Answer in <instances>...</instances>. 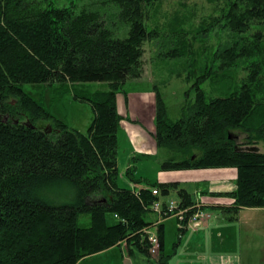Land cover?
I'll return each instance as SVG.
<instances>
[{
	"label": "trees",
	"instance_id": "1",
	"mask_svg": "<svg viewBox=\"0 0 264 264\" xmlns=\"http://www.w3.org/2000/svg\"><path fill=\"white\" fill-rule=\"evenodd\" d=\"M111 1L118 7L115 26L88 5L0 0V264H78L123 242L130 253L136 247L151 256L146 229L156 220L148 218L155 213L152 203L175 190L182 207L197 203L176 182L139 188L131 164L126 173L134 186L119 182L123 115L117 96L144 72V44L161 35L147 20L152 6L163 0ZM205 1L208 9L200 5L197 33L206 56L191 86L193 100L171 120L157 92L154 136L158 147L173 153L162 170L237 168L236 189L214 194L232 197V205L220 207L236 214L264 206V151L258 147L264 141V0ZM118 22L127 26L125 37L115 36ZM172 28L178 40L167 56L194 52L188 38L193 32ZM215 33L226 39L213 45ZM239 67L245 73L237 78ZM206 80L218 82L225 95L209 96L201 86ZM88 82L108 88L77 87ZM26 83L47 84L59 96L72 93L88 102L94 117L87 130L54 116L24 89ZM42 121L49 126L39 125ZM109 212L117 218L113 224L107 222ZM82 214L90 216V226L79 225ZM163 226L157 228L156 264H170L175 254L163 253Z\"/></svg>",
	"mask_w": 264,
	"mask_h": 264
},
{
	"label": "rangeland",
	"instance_id": "2",
	"mask_svg": "<svg viewBox=\"0 0 264 264\" xmlns=\"http://www.w3.org/2000/svg\"><path fill=\"white\" fill-rule=\"evenodd\" d=\"M56 6H68L73 4L77 8L88 5L99 9L106 15V20L108 24H112L113 16L116 14L118 7L112 3L111 0H52ZM205 0H163L162 2L155 3L150 10V17L147 20L149 28L158 25V29L161 31V35L152 40H148L144 44V72L141 77L136 79H129L125 84V91L118 93V110L123 114V119L121 120L120 127L118 130V169H119V182L122 186H129L132 184L130 177L127 175V169L129 165L133 166V177L135 179L141 180L137 185L146 186L147 183H157L158 174L161 169V164L163 161L171 158V153L167 147H158L157 141L152 131V136L154 144L157 145L154 152L144 154L142 152H134L136 146H140L142 139L139 136L131 134L130 129L123 125L124 120H128L124 115V98L130 97L131 95L136 99L130 102L132 110H134V115L138 117L136 120L138 126L143 128L145 126V120H147L146 111L148 108L144 107L148 105L147 99L142 100V97L148 96V92H152L151 95L155 97L156 109H155V119L154 123L156 125V111H157V92H160L162 100L166 106L167 117L171 120L179 119L183 114V107L188 101H192L194 97V90L191 86L197 77L200 76L201 67L205 62V54L201 50L200 52V33H197V27L200 24V5L206 6ZM193 15V17H191ZM120 28L115 31V36L125 37L127 26L120 25ZM172 26L175 29L186 28L192 31L188 38L193 42L194 52H187L186 55L182 57H170L167 56V52L176 44L175 41L178 40V35L173 38L170 34ZM197 33L196 39L193 37ZM174 39V41H173ZM226 35H221L215 33L210 38V42L213 45L218 43L220 40H225ZM237 78L240 74H244L245 71L239 67L236 71ZM237 81V80H236ZM238 82V81H237ZM202 88L206 91L209 96H221L225 95V92L221 89L218 82H213L211 80H206L202 83ZM80 89L85 88L89 92H93L97 89H107L108 86L104 82H88L84 85L77 86ZM24 89L31 92L35 97L39 98L44 102L45 107L56 117L62 119L69 127L78 129L79 131L85 132L90 125L94 112L91 105L88 102H83L74 99L72 93H66L62 96L57 95L54 92V88L47 84H24ZM138 94V95H137ZM140 94V95H139ZM145 94V95H144ZM127 99V103H128ZM140 101V102H139ZM137 102V103H136ZM130 106V107H131ZM134 121V120H133ZM144 121V123H143ZM41 126H49L48 122L42 121L39 123ZM156 129V128H155ZM259 150L264 151V141L260 142ZM175 160H179L178 156H173ZM221 168V167H219ZM223 168V167H222ZM173 194V193H172ZM57 201L60 198L57 195H52ZM173 197H177L173 194ZM200 201V200H199ZM202 204L201 208L204 209L209 217H205L200 220V227L195 229H188L182 233V243L188 240L190 236H193L194 231L202 227H208L214 223L216 220L215 214L212 210L204 204V200L200 201ZM151 213L148 215L150 220H159L158 215ZM174 218V219H173ZM117 221L113 213L107 214V222L113 224ZM166 221L165 224V242L166 248L165 253H174L175 248H179L176 243L179 240L180 230L178 227V222L175 217L164 218L159 224L154 223L149 226L148 229L151 231H157L158 226ZM81 226H90L91 218L89 215L82 214L78 221ZM245 224V223H244ZM243 225V221L235 223L232 226L231 235L236 239L239 234V226ZM224 232H221L223 234ZM223 241V240H221ZM234 240L230 239L219 243L215 248L217 251H229L237 252L235 244H232ZM123 251L120 248H116L112 251H106L100 255L94 256L92 259L85 261L82 264H123V258H129L133 262L140 264H156L157 254L150 253L151 256H147L141 253L136 247L132 248V252L128 250L127 244L122 243ZM243 251V250H242ZM177 252L173 255L170 264H174L175 256Z\"/></svg>",
	"mask_w": 264,
	"mask_h": 264
},
{
	"label": "crops",
	"instance_id": "3",
	"mask_svg": "<svg viewBox=\"0 0 264 264\" xmlns=\"http://www.w3.org/2000/svg\"><path fill=\"white\" fill-rule=\"evenodd\" d=\"M151 93L152 92L145 93L148 94V96H144L142 100H140L143 101L146 98L148 102V105L144 106L148 108V111H146L148 119H144L145 123L144 121L143 123L145 126L143 128H140L136 123L138 117L134 115V110H132L133 104L132 106L130 105V102H133V99L136 98L132 95L129 98L126 96L124 98V115L128 120H124L123 125L126 124L131 134L137 135L142 139L140 146L135 147L134 152L136 153L142 152L147 154L154 152L157 147V145L154 144L151 134L156 128L154 123L156 101ZM127 99H129L128 103ZM237 176L238 170L235 167L159 170V183L176 182L178 188H185L194 201L204 200V204L208 209L212 210L216 216V220L213 224L195 230L193 236L185 240L182 245V238L184 236L180 237V247L174 249L175 253L177 252L174 264H264V206L243 207L236 214H232L228 210L222 209L220 206H230L234 202V199L232 197L214 195L219 192L236 189ZM133 186L134 183L129 184L128 187ZM141 187L143 186L139 188ZM172 193L177 196V190H175L168 196H163L160 199L162 201H167L169 199L178 200V196L173 197ZM241 221H243V225L239 226V234L235 239L231 235V230L233 229L231 225ZM165 222L166 221H164L163 224ZM165 230L164 224L163 253H165L166 248ZM221 232L224 233L221 234ZM230 239L234 240L232 244L236 246V253L215 250V248H218L217 246L219 243H223V241ZM116 248H120L121 252L123 251V245H117L100 253L88 256L78 264H82L96 255L106 253V251H112ZM122 262L123 264H140L136 263L139 261L133 262L129 258H123Z\"/></svg>",
	"mask_w": 264,
	"mask_h": 264
},
{
	"label": "built area",
	"instance_id": "4",
	"mask_svg": "<svg viewBox=\"0 0 264 264\" xmlns=\"http://www.w3.org/2000/svg\"><path fill=\"white\" fill-rule=\"evenodd\" d=\"M160 193L158 188L153 189V194L158 195ZM202 204L197 201L195 206H192L195 210L190 213L189 209L184 208L180 205L179 201L176 199H169L167 201H162L161 199L156 200L152 203V210L157 213L159 220L155 223L159 224L164 218L175 217L178 222V227L180 230L195 229L200 227V220L209 217V214L201 208ZM149 239V251L152 254H157L160 249V239L158 232L146 229Z\"/></svg>",
	"mask_w": 264,
	"mask_h": 264
}]
</instances>
